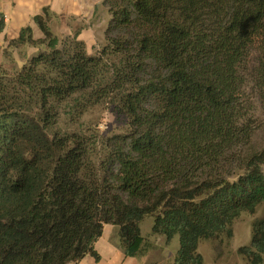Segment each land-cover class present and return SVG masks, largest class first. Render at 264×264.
Segmentation results:
<instances>
[{"label": "trees", "instance_id": "trees-1", "mask_svg": "<svg viewBox=\"0 0 264 264\" xmlns=\"http://www.w3.org/2000/svg\"><path fill=\"white\" fill-rule=\"evenodd\" d=\"M105 42L58 36L44 7L6 49L40 48L18 69L0 61V264H70L100 254L107 223L129 256L145 253L141 223L179 239L174 264H203L204 239L234 235L264 206V0H104ZM0 12V33L5 29ZM125 120L114 134L83 127L92 108ZM66 112L72 130L61 126ZM248 124V125H245ZM247 264L264 260V217Z\"/></svg>", "mask_w": 264, "mask_h": 264}, {"label": "crops", "instance_id": "crops-1", "mask_svg": "<svg viewBox=\"0 0 264 264\" xmlns=\"http://www.w3.org/2000/svg\"><path fill=\"white\" fill-rule=\"evenodd\" d=\"M104 0H0V12L5 15V29L0 33V48L8 47L9 41L16 38L21 29L31 25L35 37L42 36L33 17L41 13L44 7L51 12L49 25L58 36H74L86 44L87 51L94 53L105 42V29L111 15ZM234 223V251L235 260L247 264L246 258L238 253V248L248 245L252 239L253 226L244 229L236 227ZM119 226L107 223L104 225L103 234L95 242V248L100 254L97 260L88 254L78 262L70 264H174L176 252L179 248V239L174 237L170 241L155 240L154 246L139 256H129L120 246ZM165 237L164 235H162ZM239 237V243L236 238ZM203 264H229L226 256L229 252L217 251L215 248L204 252ZM261 264H264V260Z\"/></svg>", "mask_w": 264, "mask_h": 264}, {"label": "rangeland", "instance_id": "rangeland-1", "mask_svg": "<svg viewBox=\"0 0 264 264\" xmlns=\"http://www.w3.org/2000/svg\"><path fill=\"white\" fill-rule=\"evenodd\" d=\"M102 46V45H101ZM7 48V47H6ZM1 49L0 48V61L2 64L10 70H18L24 62H27L34 54H36L40 48L31 45H24L20 47H11V49ZM246 105L248 107V115H252L259 120H264V102L259 95L254 94L246 89ZM82 121L83 127H88L92 130H98L102 134H114L122 132L125 129V120L118 116L111 109L104 106H97L92 108L87 114L84 115ZM61 126L69 128V130L78 127V124H72L68 114L64 112L62 120L60 122ZM248 125V124H245ZM255 133L250 139V143L256 146L264 145V124H251ZM264 217V206H260L255 213H249L247 211L242 212L239 218L236 219V227L239 229H244L251 225L254 220ZM142 234L144 236V248L145 251L153 248L155 240H166L161 234L153 231V217H146L141 223ZM176 238H178L176 236ZM239 237L236 238V243H239ZM168 242V241H167ZM235 239L233 237H227L226 234H222L219 238L215 239H204L200 242V250L207 252L209 249L215 248L217 251L229 252L226 256L227 263L229 264H242L235 260L234 251ZM199 250V249H198ZM244 257V256H243ZM245 259V257H244Z\"/></svg>", "mask_w": 264, "mask_h": 264}]
</instances>
